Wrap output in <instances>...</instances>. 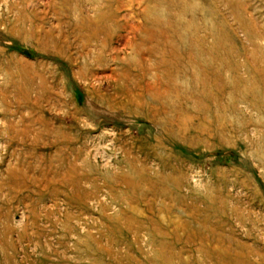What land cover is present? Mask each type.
<instances>
[{"label":"rangeland","instance_id":"rangeland-1","mask_svg":"<svg viewBox=\"0 0 264 264\" xmlns=\"http://www.w3.org/2000/svg\"><path fill=\"white\" fill-rule=\"evenodd\" d=\"M0 264H264V0H0Z\"/></svg>","mask_w":264,"mask_h":264}]
</instances>
